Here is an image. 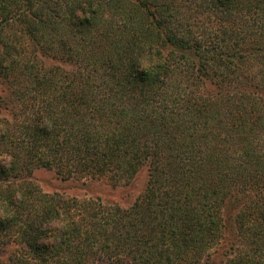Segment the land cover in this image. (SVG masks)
<instances>
[{
	"label": "trees",
	"instance_id": "obj_1",
	"mask_svg": "<svg viewBox=\"0 0 264 264\" xmlns=\"http://www.w3.org/2000/svg\"><path fill=\"white\" fill-rule=\"evenodd\" d=\"M0 91V264H264V0H0Z\"/></svg>",
	"mask_w": 264,
	"mask_h": 264
},
{
	"label": "rangeland",
	"instance_id": "obj_2",
	"mask_svg": "<svg viewBox=\"0 0 264 264\" xmlns=\"http://www.w3.org/2000/svg\"><path fill=\"white\" fill-rule=\"evenodd\" d=\"M1 93V91H0ZM6 94V91L3 92ZM5 114L6 112H2ZM148 173L146 170L140 172L134 184L130 187L116 188L105 180L101 179H63L55 171L39 169L33 175V182L43 193L61 195L75 199L101 200L105 204L128 205L146 185ZM7 259L5 253H0V261ZM219 260V259H218ZM204 264V261L203 263ZM215 264H220L219 261Z\"/></svg>",
	"mask_w": 264,
	"mask_h": 264
}]
</instances>
